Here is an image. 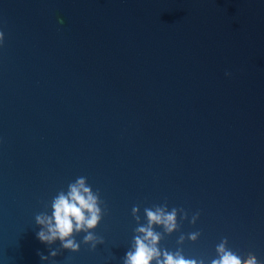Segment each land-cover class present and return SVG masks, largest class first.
<instances>
[{"label":"water","instance_id":"water-1","mask_svg":"<svg viewBox=\"0 0 264 264\" xmlns=\"http://www.w3.org/2000/svg\"><path fill=\"white\" fill-rule=\"evenodd\" d=\"M0 30V264H48L34 216L78 176L103 243L56 264H121L161 203L199 212L162 247L264 260V0H0Z\"/></svg>","mask_w":264,"mask_h":264},{"label":"clouds","instance_id":"clouds-1","mask_svg":"<svg viewBox=\"0 0 264 264\" xmlns=\"http://www.w3.org/2000/svg\"><path fill=\"white\" fill-rule=\"evenodd\" d=\"M62 23L63 21L60 20ZM5 33L0 30V45H3ZM225 75H229L225 73ZM99 190H93L87 182V177L78 176L69 182L65 189L59 190L51 201L45 204V210L34 216V223L38 226L35 237L47 246L59 241L58 248L49 247L47 255L37 250L41 262L56 264L55 257L60 249L78 251L81 243H86L94 249L103 238L93 231L102 219L104 209ZM137 205L131 208V214L136 221V227L129 241L127 250L121 258V264H264L251 250L242 253L241 249L225 238L223 231L213 238V250L207 257H186L181 247L171 250L160 245L165 235L178 230L180 220L188 219L194 224L199 216L195 212L188 217L183 209L169 208L166 203L154 204L143 209V222L138 214ZM159 229V230H157ZM83 233L78 241L76 235ZM200 236L199 230L183 232L177 237L176 243L180 245L187 238L196 241Z\"/></svg>","mask_w":264,"mask_h":264}]
</instances>
